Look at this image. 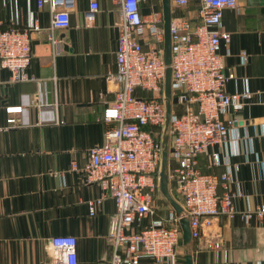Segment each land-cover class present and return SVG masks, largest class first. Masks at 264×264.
Here are the masks:
<instances>
[{
  "label": "crops",
  "instance_id": "obj_1",
  "mask_svg": "<svg viewBox=\"0 0 264 264\" xmlns=\"http://www.w3.org/2000/svg\"><path fill=\"white\" fill-rule=\"evenodd\" d=\"M91 1L66 0L70 25L53 28L48 4L0 0V30L10 27L17 10L21 25L31 15L40 25L30 31L28 73L34 79L12 81L10 70L0 65V264H53L51 238L67 235L76 240V264H100L112 257L109 229L116 200L96 182L87 183L83 167L88 149L105 141L102 112L118 89L109 75L115 69L122 9L118 0H96L98 8L92 11ZM236 3L223 9L222 28L230 38L221 41L218 52L224 56L225 72L231 73L227 92L249 93L240 98L239 110L227 112L249 140L241 137L239 153L231 156L239 168L237 183L229 187L240 195L232 199L235 215L221 214L213 226L222 231L221 247L205 246L208 237L192 240L194 264H264V215L247 219L241 215L264 203V0ZM140 6L147 20L141 37L147 48L148 21L159 19L163 25V6L161 0H144ZM178 13L181 10H172L171 20ZM50 34L58 41L56 54ZM241 50L247 53L246 62L240 59ZM53 102L63 124L53 121L54 113L45 107ZM18 104L24 106L15 113L19 124L8 127L5 108ZM212 150L226 148L212 144L200 156L206 172L221 170L211 165ZM74 160L78 169L70 168ZM99 198L96 213L89 214V202ZM139 229L134 223L127 232ZM179 247L180 255H185L182 238ZM139 264L158 263L143 257Z\"/></svg>",
  "mask_w": 264,
  "mask_h": 264
},
{
  "label": "built area",
  "instance_id": "obj_2",
  "mask_svg": "<svg viewBox=\"0 0 264 264\" xmlns=\"http://www.w3.org/2000/svg\"><path fill=\"white\" fill-rule=\"evenodd\" d=\"M30 1V0H27ZM144 0H118L122 9L118 21V46L115 69L109 80L118 86L116 96L102 112L106 124L105 141L88 149L89 160L83 167L87 183L101 185L106 195L116 200L111 215L110 239L112 257L100 264H139L143 257H151L158 264H180V241L183 231L179 217L169 204L159 214L161 193L159 170L161 162V132L165 123L164 102L165 61L163 54V25L149 22L150 44L143 46L142 35L147 20L141 13ZM171 0L172 10H181L171 23V86L172 112L169 144V181L171 194L189 216L192 239L208 237L205 246L221 247L220 229L213 226L221 214L235 215L234 196L237 189L239 165L231 159L238 154L237 143L248 134L240 133L236 118L227 114L240 109L241 97L247 91L229 93L225 89L231 73L225 72L224 56L218 52L221 41L229 42V31L222 28L225 7H236V0ZM38 7L48 4L53 28L70 25L66 0H36ZM91 10L98 8L92 0ZM94 12L89 15L92 20ZM17 10L10 27L0 30V65L11 72L12 81L34 79L28 73L32 46L30 31L39 30L37 19L31 15L26 25L20 24ZM49 39L57 53L58 41ZM246 62L247 53L240 51ZM54 113L53 121L63 124L57 103H48ZM21 104L6 106V123L16 127L20 119L15 113L23 111ZM159 129V130H157ZM212 144L225 146L226 151L212 150L211 165L220 171L206 172L200 166V156ZM250 149L243 153L248 158ZM71 169H78L72 161ZM221 189V193H219ZM89 202V214L96 213V205ZM245 219L264 215V203L241 212ZM137 223L140 229L127 232ZM209 231V233L207 232ZM76 240L73 236H55L50 241L53 264H76Z\"/></svg>",
  "mask_w": 264,
  "mask_h": 264
},
{
  "label": "water",
  "instance_id": "obj_3",
  "mask_svg": "<svg viewBox=\"0 0 264 264\" xmlns=\"http://www.w3.org/2000/svg\"><path fill=\"white\" fill-rule=\"evenodd\" d=\"M163 6V54L165 61V81H164V102L166 105L165 123L161 132V162L159 170V188L162 196L167 199L169 204L174 210L175 215L179 217L182 234V245L185 247V264H194L192 259V233L190 231L189 216L182 204L178 202L171 194V183L169 181V144H170V124H171V112H172V86H171V17H172V5L171 0H161Z\"/></svg>",
  "mask_w": 264,
  "mask_h": 264
},
{
  "label": "trees",
  "instance_id": "obj_4",
  "mask_svg": "<svg viewBox=\"0 0 264 264\" xmlns=\"http://www.w3.org/2000/svg\"><path fill=\"white\" fill-rule=\"evenodd\" d=\"M157 130H159V129H157ZM163 200L165 201V203L163 202ZM161 203H163L164 205H163V207H161V208L159 209V211H158L159 214H160V212H161V213L166 212L167 209H168V207H169V203H168L167 199H165L163 196H162ZM184 257H185V255H184V253L182 252L181 255L179 256V261H178L180 264H185V263H184V259H185Z\"/></svg>",
  "mask_w": 264,
  "mask_h": 264
},
{
  "label": "rangeland",
  "instance_id": "obj_5",
  "mask_svg": "<svg viewBox=\"0 0 264 264\" xmlns=\"http://www.w3.org/2000/svg\"><path fill=\"white\" fill-rule=\"evenodd\" d=\"M163 202L165 203V201H164V200H163ZM162 204H163V203H162ZM163 205H164V204H163ZM160 214H163V213H161V212H160ZM183 253H184V252H183ZM184 258H185V257H184Z\"/></svg>",
  "mask_w": 264,
  "mask_h": 264
}]
</instances>
